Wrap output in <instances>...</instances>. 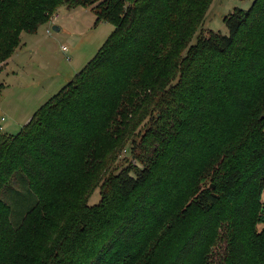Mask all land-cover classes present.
<instances>
[{
  "label": "trees",
  "instance_id": "trees-1",
  "mask_svg": "<svg viewBox=\"0 0 264 264\" xmlns=\"http://www.w3.org/2000/svg\"><path fill=\"white\" fill-rule=\"evenodd\" d=\"M92 1L0 0V64ZM208 2L99 1L96 54L0 131V264H264V0L183 54ZM127 147L141 166L117 169Z\"/></svg>",
  "mask_w": 264,
  "mask_h": 264
},
{
  "label": "rangeland",
  "instance_id": "rangeland-1",
  "mask_svg": "<svg viewBox=\"0 0 264 264\" xmlns=\"http://www.w3.org/2000/svg\"><path fill=\"white\" fill-rule=\"evenodd\" d=\"M100 0H93L88 7H59L53 13H45L47 20L38 26L36 33L21 32L20 44L4 63L0 64V131L15 134L24 126L33 113L53 94L61 89L96 54L113 31L114 26L104 21H96L94 9ZM253 0H209L208 7L198 28L185 48L196 42L200 33L211 31L227 34L224 16L235 8L247 10ZM60 27L54 30L53 26ZM65 48V49H64ZM147 127L145 122L140 131ZM140 137H135L133 152L139 154ZM128 162L138 164L130 156L129 147L123 149L114 166L121 168ZM25 206H29L20 194ZM33 195V194H32ZM35 198V196L33 195ZM6 201L10 197L4 195ZM100 199L99 188L94 189L88 204H96ZM13 219H16L14 214ZM260 227V225H259Z\"/></svg>",
  "mask_w": 264,
  "mask_h": 264
},
{
  "label": "water",
  "instance_id": "water-1",
  "mask_svg": "<svg viewBox=\"0 0 264 264\" xmlns=\"http://www.w3.org/2000/svg\"><path fill=\"white\" fill-rule=\"evenodd\" d=\"M53 29H54V30H58V27L54 25V26H53ZM30 119H31V118H30ZM30 119H29V120H30Z\"/></svg>",
  "mask_w": 264,
  "mask_h": 264
},
{
  "label": "crops",
  "instance_id": "crops-1",
  "mask_svg": "<svg viewBox=\"0 0 264 264\" xmlns=\"http://www.w3.org/2000/svg\"><path fill=\"white\" fill-rule=\"evenodd\" d=\"M55 26H57V25H55ZM58 27V30L60 29V27L59 26H57ZM31 118V117H30ZM29 121V120H28Z\"/></svg>",
  "mask_w": 264,
  "mask_h": 264
},
{
  "label": "built area",
  "instance_id": "built-area-1",
  "mask_svg": "<svg viewBox=\"0 0 264 264\" xmlns=\"http://www.w3.org/2000/svg\"><path fill=\"white\" fill-rule=\"evenodd\" d=\"M65 49V48H64Z\"/></svg>",
  "mask_w": 264,
  "mask_h": 264
}]
</instances>
